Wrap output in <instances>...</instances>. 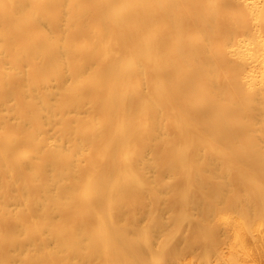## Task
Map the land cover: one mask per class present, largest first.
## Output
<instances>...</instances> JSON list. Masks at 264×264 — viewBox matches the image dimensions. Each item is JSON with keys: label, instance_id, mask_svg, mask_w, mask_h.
I'll return each mask as SVG.
<instances>
[{"label": "bare ground", "instance_id": "bare-ground-1", "mask_svg": "<svg viewBox=\"0 0 264 264\" xmlns=\"http://www.w3.org/2000/svg\"><path fill=\"white\" fill-rule=\"evenodd\" d=\"M0 264H264V0H0Z\"/></svg>", "mask_w": 264, "mask_h": 264}]
</instances>
